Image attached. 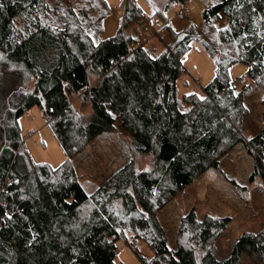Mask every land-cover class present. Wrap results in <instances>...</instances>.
Here are the masks:
<instances>
[{
    "label": "trees",
    "instance_id": "1",
    "mask_svg": "<svg viewBox=\"0 0 264 264\" xmlns=\"http://www.w3.org/2000/svg\"><path fill=\"white\" fill-rule=\"evenodd\" d=\"M188 1L168 0L165 9ZM214 1L199 26L170 30L158 51L122 28L95 41L110 13L105 0H0V264H122L118 242L130 239L153 252L146 259L135 249L142 264H240L244 254L264 264V229L238 237L220 260L216 242L230 217L191 211L173 248L156 219L237 144L264 155V130L241 137L245 100L254 84L264 88V0ZM136 14L128 7L126 22ZM192 42L216 74L202 96H180V59ZM235 62L247 66L241 88L228 73ZM8 74L17 82L3 91ZM35 106L68 157L55 169L35 162L23 143L19 119ZM118 120L153 170L128 162L87 194L72 159ZM260 156L252 180L264 184Z\"/></svg>",
    "mask_w": 264,
    "mask_h": 264
},
{
    "label": "rangeland",
    "instance_id": "2",
    "mask_svg": "<svg viewBox=\"0 0 264 264\" xmlns=\"http://www.w3.org/2000/svg\"><path fill=\"white\" fill-rule=\"evenodd\" d=\"M167 1L105 0L110 13L104 19L103 31L95 36V41L114 37L122 28L127 36L142 42L148 40L149 46L160 51L170 43V30L179 32L192 25L199 26L203 22L204 10L216 4L214 0H189L186 3H174L166 10ZM128 7L137 14L133 20L128 19L126 22ZM182 7L185 8L184 20L177 15ZM180 61L186 70L178 81L180 96L188 93L202 96L204 87L215 77L214 60L197 42H192L190 50L181 56ZM228 73L239 88L250 82L246 76L247 66L243 63H233ZM16 82V77L8 74L1 89L11 90ZM245 107L247 115L241 121V137L248 142L264 130V88L254 84L252 95L245 100ZM19 125L26 150L35 162L48 164L55 169L68 159L39 107L35 106L24 114L19 119ZM133 142V137L126 133L118 120L114 131L95 139L82 154L72 159L78 179L87 194L93 193L128 162L133 161L139 172L153 170L152 162L135 151ZM253 151L255 154L249 152L244 142L237 144L221 159L218 169L199 176L156 213V219L166 231L172 248L175 247L181 220L191 211L195 212L198 219L207 215L231 218L229 227L216 242L220 260L229 257L238 237L264 229L263 179L255 177L252 180L255 156L261 154ZM260 157L264 162V155ZM128 243H132L134 248ZM118 247L117 263L142 264L135 249L146 259L153 257L152 250L142 240H120ZM240 264L255 263L244 254Z\"/></svg>",
    "mask_w": 264,
    "mask_h": 264
},
{
    "label": "built area",
    "instance_id": "3",
    "mask_svg": "<svg viewBox=\"0 0 264 264\" xmlns=\"http://www.w3.org/2000/svg\"><path fill=\"white\" fill-rule=\"evenodd\" d=\"M184 12H185V8L182 7V8L180 9V11L178 12V14H177L179 19H181V20H184V19H185ZM145 21H146V20H145ZM146 23H148V21H146ZM148 24H149V23H148Z\"/></svg>",
    "mask_w": 264,
    "mask_h": 264
}]
</instances>
